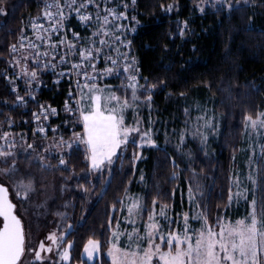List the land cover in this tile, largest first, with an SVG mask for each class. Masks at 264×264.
<instances>
[{
	"label": "trees",
	"instance_id": "16d2710c",
	"mask_svg": "<svg viewBox=\"0 0 264 264\" xmlns=\"http://www.w3.org/2000/svg\"><path fill=\"white\" fill-rule=\"evenodd\" d=\"M228 1L233 5L230 10L206 0H113V5L126 4L136 24L126 48L135 61L139 85L150 89H139L138 104L143 118L149 119L156 145L138 147L130 142L92 179L87 174L84 146L52 154L49 165L42 167L37 162L24 165L27 158L22 155L16 158L15 183L31 182L40 191L48 179L56 181L57 196L48 204L47 219L66 231V240L72 244L71 263L110 264L106 255L109 238L128 190L140 192L147 210L155 201V205L172 206L176 213L186 202L189 182L200 191L209 222L226 215L239 218L253 198L260 213L264 206V134L260 149L250 158L245 118L264 111V0ZM48 2L54 0H0V136L9 132L29 139L42 106L56 110L47 117L46 136L53 133L52 126L67 136L83 131L68 60L83 63L80 71H86L77 54L80 45L90 40L92 24L83 25L74 13L68 15L64 24L71 40L61 44L65 41L62 28L55 33L33 29L39 22L50 27L43 16ZM122 7L123 3L116 11L122 13ZM94 9L90 4L86 10ZM122 19L115 20L119 35L120 26H129ZM39 34L49 39L39 40ZM30 42L38 48H31ZM51 44L58 47L52 49ZM69 44L75 45L73 51ZM35 51L49 53L39 67L34 63ZM105 55H100L99 65L109 58ZM23 56H28L37 79L28 76L11 82L18 67L12 62ZM49 62L54 67H43ZM124 75L120 68L108 80L118 92H122ZM248 163L256 177L255 190H249L244 204L233 206L229 201L233 177H244ZM90 239L99 241L92 262L83 256Z\"/></svg>",
	"mask_w": 264,
	"mask_h": 264
},
{
	"label": "snow or ice",
	"instance_id": "6c2138e0",
	"mask_svg": "<svg viewBox=\"0 0 264 264\" xmlns=\"http://www.w3.org/2000/svg\"><path fill=\"white\" fill-rule=\"evenodd\" d=\"M95 0H64V4L61 5L59 0L46 3V10L43 12V16L50 22V28H43V25L33 24L35 31L44 32H58L62 27L66 15L64 12L65 7L69 11H75L80 21L88 22L93 19L89 14H81L82 9H87L89 4L94 3ZM135 0H133V3ZM213 2V0H210ZM221 7L224 6L225 0H215ZM245 0H235L236 4L244 3ZM75 6V7H74ZM233 5L228 4L229 10ZM171 6H169V9ZM203 10V9H201ZM2 12V10H0ZM107 15L100 17L99 6H97V24L98 29L93 33V36H107L111 37L112 33L108 30L110 24L109 17L113 20L126 18L124 13L117 14L114 9H105ZM40 19V17H37ZM134 19V18H133ZM122 27V26H121ZM73 36L78 39V34L73 33ZM23 37H21V47H23ZM39 40H47V36H38ZM119 40V37L116 38ZM64 44L65 41H60ZM95 43V41L93 42ZM108 43L105 39H100V45H106ZM33 49H37L38 46L34 42H30L29 45ZM52 49H56L58 45H49ZM69 51L75 49V45H67ZM12 52H16V45L11 46ZM101 51L100 48L89 47L80 51V57L82 61L94 59V53L98 54ZM34 63L39 67L41 66V58L48 56V52L35 51ZM25 60L28 57H24ZM61 62L66 63L64 56H61ZM113 66L116 65V61H112L108 58ZM19 63V61H17ZM135 61L131 64L125 65L124 72H135ZM95 71V65H90ZM43 67H54L50 62L44 64ZM72 69L77 71V75H83L86 83L81 93V100L79 104H83L84 107H78L77 111L80 112L84 134L86 136V145L90 153L91 167L93 170L102 171L107 165L111 164L113 157L117 155V150L121 149L128 143L129 135L131 132L139 133V127L129 129L124 126L123 111L130 107L127 100L122 103L115 95L104 96L105 89L97 87L94 81L97 75H89L87 71L81 73V69L84 67L83 63H74L71 65ZM112 68L106 70L108 74H111ZM30 76L31 80L37 79V73L35 71L31 73L25 72ZM68 73H60V75H67ZM128 83L126 88L131 90V99L133 103L139 100L137 91L139 88H145L150 91L146 86L139 85L137 83L136 75H129L127 77ZM91 81V86L87 83ZM77 87H80L79 81ZM155 87V86H153ZM71 96V93H70ZM22 99L18 97V100ZM147 100L151 99V96L146 97ZM115 102V106L113 105ZM43 108V106H42ZM67 111H71V108H67ZM55 114V109H49ZM47 118V112H42ZM39 120V115L36 116ZM246 123L249 127L255 129L258 127H264V113H260L258 118H253L251 115L247 116ZM40 128L39 131H43ZM78 136V134H77ZM3 139L7 144V149L4 146H0V161L7 162V158L13 156L12 148L14 143H9L8 134H5ZM141 139L147 145H151V136L149 132H145ZM135 144V140H132ZM145 144L140 145L141 147ZM29 148L32 145H28ZM139 158V157H137ZM61 164L65 161L61 159ZM15 173V163H13L7 169H0V175H12ZM249 181H253L251 176L247 177ZM234 184L239 187L241 181L234 180ZM32 183L25 184L23 181H19L14 186L15 195L18 199H27V194L33 191ZM190 198L194 200L192 190L189 189ZM236 195H241L237 193ZM231 199V197H230ZM155 201L153 204L155 205ZM166 207L162 206L160 211V217L168 220L166 216ZM142 208L139 202L134 203L128 208L129 214H133ZM253 211L243 220L235 221L234 223H221L219 219L216 221V227L219 231L214 230L207 224L206 218H204V225L197 231L188 227V217H184V230L182 234H176L173 232L164 234L156 224H149L146 226L145 234L139 235L138 232L127 233L129 238L128 250L118 248L115 244L109 249L108 255L111 257V264H153V258L162 264H264V206L260 209L261 220L257 219L256 201H252ZM16 205L9 198V189L0 183V218H2V226H0V264H21L22 257L25 255V235L20 218L15 214ZM155 219V215L150 216L149 220ZM171 221H169L170 223ZM114 239H119L116 233L113 234ZM135 238L137 240L136 247H132L131 240ZM159 239V243L156 240ZM47 240H50L52 244L46 246L44 241H41L38 249L29 248L28 251L33 253V261L43 262L45 257L41 255L42 252H52L54 250L53 245L60 247L63 244L64 236L57 237L55 233L49 235ZM147 242V247L141 248L140 242ZM166 245L167 250H163ZM71 242L62 252L57 254L61 256L63 260L69 259V249L71 248ZM99 251V241L88 240L84 246V253L89 260L93 259L94 254Z\"/></svg>",
	"mask_w": 264,
	"mask_h": 264
},
{
	"label": "rangeland",
	"instance_id": "374dc122",
	"mask_svg": "<svg viewBox=\"0 0 264 264\" xmlns=\"http://www.w3.org/2000/svg\"><path fill=\"white\" fill-rule=\"evenodd\" d=\"M121 1V0H120ZM210 1V0H206ZM113 0H95L94 3H91L92 6H94V10L88 11L86 9L81 10V14L89 13L93 17L91 21L88 22H82L81 24L83 25H90V32L91 35L87 38L90 39L87 44H82L79 47V54H77V59L81 60L80 57V51L82 49H87L89 47H94V48H100L101 51L96 54L94 53V59L92 60H86L83 61L85 62V69L88 72L89 75L93 74H102V75H97L96 80L94 83L97 85V87L105 89L106 91L103 93L104 96H111L115 95L116 97L119 98L120 102L122 103L124 100H127L130 107L125 109L123 111V119H124V126L129 129L137 128L139 127L140 132H131L129 135V140L128 143L125 146H122L121 149L117 150L121 152L123 148H125L132 140H135V144L138 147H141L140 145L145 144V142L141 139L142 135L145 132H149L151 136V141L153 142L151 145L145 144V146H154L156 145V142L154 140V135L152 131V126L148 120H145L143 118V114L141 112V105L138 104V101L133 103L131 99V90L126 88L125 85L128 83L127 77L129 75H136L135 72H124V80L120 81V85L122 86V92H118L116 88H114L113 84L108 83V80L117 72L118 69L124 68L125 65L131 64L132 61L134 60L132 56H130L127 47V41H128V36L130 33L133 31L135 27V22L133 20V17L128 14V8L124 2L123 3V9L122 13L125 14L126 18H121L123 21H125L129 25L128 27H124V30L121 31L120 35L116 32L115 29L118 27L115 25V20L112 19V17H109L110 24L108 25V30L112 33L111 37L107 36H93V33L97 31L98 29V24L96 20L97 16V6H99V15L100 17H103L107 15L105 12V9H114L117 14L120 12H117L116 10H119L118 7L119 5H113ZM79 3V0H78ZM213 4H216L215 0L212 2ZM230 2L228 0H225L224 5L228 6ZM63 5L64 3L61 2ZM110 4V5H109ZM90 5V4H89ZM75 7V6H74ZM66 17L72 13L75 14L76 18L79 19L78 15L75 13V11H69L67 7L64 9ZM133 22V23H132ZM44 28V27H43ZM50 28V27H49ZM119 35L120 40L116 41V36ZM38 36H41L39 34ZM42 36H44L42 34ZM115 37V38H114ZM100 39H105L108 41L106 45H100L99 40ZM76 41V39L74 40ZM95 41V43H93ZM116 43V44H115ZM79 45V42H78ZM106 54L105 58L110 57L112 61H116V65L113 66V64L108 61V59H104L102 65H99L98 62L100 60V55L101 54ZM109 53L114 54L110 55ZM71 55V53L69 52ZM24 57L28 56H23L18 59H14L12 64H17V69L14 72L13 78H11V82H15L17 78H22L23 80L28 77V75L25 74L31 73L32 68L31 66L27 63V60L24 59ZM19 61V63H17ZM94 64L95 65V71L93 68L90 66ZM135 67V64H134ZM112 68L113 71L111 74H108L106 72L107 69ZM136 69V67H135ZM89 86H91V81H87ZM138 83V80H137ZM139 84V83H138ZM84 89V85L80 89H78L77 92L74 94V101H75V110L77 111L78 107L83 108V104L78 105V101L81 100V93L82 90ZM140 89V88H139ZM139 89L137 91V96L139 97ZM140 100V97H139ZM110 106H115V102H113V105ZM49 107H45L41 109L42 112H47V117L52 114L51 111H49ZM264 113V111L262 112ZM79 116V117H78ZM77 117L78 121L82 124L83 131L80 133H72L71 135L67 136L62 134L60 130H58L56 127H51L52 134L46 136L47 133V118L43 114L39 115V120L34 117V121L36 123V128L33 129V133L31 136H29V139L25 140V137L20 138V136H15L13 134H10L9 132H5L0 136V146H4L7 149V144L5 140L3 139L5 134H8V141L9 143H14V148H12L13 156H10L7 158V162H2L0 161V169H7L9 168L13 163L16 164L18 163L16 158L20 155L23 157L27 158V161L24 163V165L30 164L37 162L40 167L42 166H47L49 165V157L52 154H65L70 152L74 147L78 146H84L86 148L87 152V160H88V168H87V174H89L90 179L92 177H96L99 173L101 174L102 171L98 170H93L91 167V160L89 158L90 153L88 150V147L85 143L86 141V136L84 134V127H83V121L80 115V112L77 111ZM259 115L255 118H258ZM254 118V119H255ZM40 128H43V131H39ZM78 134V136H77ZM264 134V127H258V128H251L248 125H246V136L248 138V141L250 143L248 146L250 147V158L253 159L255 151L260 149L261 143L260 139L262 135ZM32 145L31 148L28 147V145ZM114 158V157H113ZM107 167V166H106ZM23 170H21V174H23ZM254 173V172H253ZM252 173V165L248 163L247 170L245 173L244 177L239 178L238 175H234L233 181L234 180H239L241 181L239 187L236 186L233 182V188L230 193L229 201L231 205H238V204H244L247 197V194L249 190H255V183H256V177L255 175L253 176ZM251 176L253 178V181H249L247 177ZM0 183H3L6 187L9 189V197L12 200V202L16 205L15 212L19 216V218L22 221L23 229H24V235H25V255L22 257L21 264H31L33 261V253L29 252L28 249H38L39 244L41 241L45 242V245L48 246L52 244L50 240H47V237L53 233L57 235V237L63 235L64 236V241L63 244L60 247H57L53 245L54 250L52 252H42L41 255L45 257L43 262H35V264H81V263H71V248L69 249V259L68 260H63L60 255H58V252H62L64 248L67 247L68 243L70 241L66 240V231H61L60 227L58 224L53 223V219L49 218L47 219V211L48 204L54 200V198L57 196L56 189V181L54 179L50 178L46 183L40 188V191L38 190L39 188L36 187V185L32 184L33 187V194L30 192L27 194V199H18L15 195L14 191V186L15 182L13 180L12 175H0ZM28 183V182H27ZM25 183V184H27ZM189 189L192 190V195L194 196V200L190 198L189 194ZM237 193H241V195H236ZM200 191L198 192L197 186L192 185V183L188 182V188L185 192V204L179 211L176 213L173 212L172 206H167L166 207V216L168 217V220H165L160 217V211L162 206L166 205H152L150 209H146L144 207V201L141 198L140 192L135 189V190H128L127 193H125L119 212H118V217L113 223L112 231L110 234L109 238V245L106 251V255L110 260L111 264V257L108 255L109 249L113 247L115 244L118 248L123 249V250H128L127 245H129L130 241L128 236L126 235L127 233H133V232H138L139 235L143 236L145 234L146 226L149 224H156L159 229H161L162 233L167 234L170 232L176 233V234H182L184 230V217L187 215L188 217V227L190 229H194L199 231L202 226L204 225V218H206L205 213L201 207V202H200ZM255 200V198L250 199L247 204L248 210L245 214L240 216L239 218L233 219L231 217L223 216L219 220L221 223H228L232 222L234 223L235 221L238 220H243L245 219L252 211V201ZM256 201V200H255ZM139 202V204L142 205V208H140L138 211L134 212L133 214H129L128 208L131 207L134 203ZM240 202V203H239ZM257 204V203H256ZM146 211V213H145ZM256 211H257V219L260 220V213L256 205ZM144 214V215H143ZM155 215V219L149 220L150 216ZM207 220V218H206ZM169 221H171L169 223ZM1 223V219H0ZM207 224L214 228V230L219 231V228L216 227V221L215 222H209L207 220ZM116 233L119 237V239H114L113 234ZM94 240V239H91ZM97 241V240H96ZM88 242V241H87ZM159 239L156 240V243H159ZM87 244V243H86ZM85 244V245H86ZM132 247H136L137 245V240L133 238L131 240ZM84 245V246H85ZM139 246L141 248L147 247V242H140ZM163 250H167L166 245L162 246ZM98 253V252H97ZM97 253L94 254L93 259L97 255ZM83 256L89 261L92 262L93 259L89 260L84 253V248H83ZM153 264H162V262L157 261L155 258H153Z\"/></svg>",
	"mask_w": 264,
	"mask_h": 264
},
{
	"label": "built area",
	"instance_id": "2783aa9c",
	"mask_svg": "<svg viewBox=\"0 0 264 264\" xmlns=\"http://www.w3.org/2000/svg\"><path fill=\"white\" fill-rule=\"evenodd\" d=\"M85 14H89L90 15V13H88V12L85 13ZM80 22L82 23V21H80ZM38 25H42V22H39ZM120 29H123L124 30V26H122V27L120 26ZM62 30L64 31L63 38H64L65 42L68 44L69 41L71 40V38L68 37L67 34H66V32H65V24L64 23H63ZM68 62H69L70 68H71V75L73 76V85L72 86H73V88H74V90L76 92L77 89H78V87H77L78 80L75 77V76H77V71L74 70V69H72V67H71V65L74 64L75 62H74V60L71 57L69 58ZM84 83H85V79H84L83 75H81V77H79V84H84Z\"/></svg>",
	"mask_w": 264,
	"mask_h": 264
},
{
	"label": "water",
	"instance_id": "95a60500",
	"mask_svg": "<svg viewBox=\"0 0 264 264\" xmlns=\"http://www.w3.org/2000/svg\"><path fill=\"white\" fill-rule=\"evenodd\" d=\"M5 186V185H4ZM10 198V197H9ZM15 214H16V212H15ZM17 215V214H16ZM18 216V215H17ZM19 217V216H18ZM1 220H2V218H1ZM21 220V219H20ZM22 222V221H21ZM0 226H2V222H1V225ZM23 226V225H22ZM24 230V229H23Z\"/></svg>",
	"mask_w": 264,
	"mask_h": 264
},
{
	"label": "flooded vegetation",
	"instance_id": "af4514ba",
	"mask_svg": "<svg viewBox=\"0 0 264 264\" xmlns=\"http://www.w3.org/2000/svg\"><path fill=\"white\" fill-rule=\"evenodd\" d=\"M1 219V218H0ZM1 222H2V220H1ZM0 225H1V223H0Z\"/></svg>",
	"mask_w": 264,
	"mask_h": 264
}]
</instances>
